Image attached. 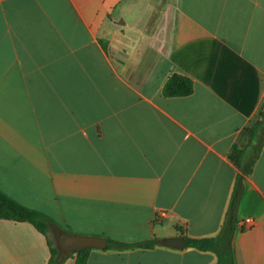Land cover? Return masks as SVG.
<instances>
[{"label":"crops","instance_id":"obj_1","mask_svg":"<svg viewBox=\"0 0 264 264\" xmlns=\"http://www.w3.org/2000/svg\"><path fill=\"white\" fill-rule=\"evenodd\" d=\"M263 109L264 0H0V193L54 224L0 219V264H73L62 234L151 241L86 264H214L161 240L219 233ZM238 186L233 261L264 264V143Z\"/></svg>","mask_w":264,"mask_h":264},{"label":"trees","instance_id":"obj_2","mask_svg":"<svg viewBox=\"0 0 264 264\" xmlns=\"http://www.w3.org/2000/svg\"><path fill=\"white\" fill-rule=\"evenodd\" d=\"M193 91L192 80L182 74L173 73L162 86V94L165 96H184ZM264 109L259 113L256 122L247 129L248 140L244 147L232 145L229 151V159L237 166L240 175L233 188L224 221L219 233L213 237L193 238L185 237V247H193L199 250L213 251L216 255L214 264H234L232 255V236L234 231L236 209L240 198L241 188L238 186L240 178L252 171L253 164L264 143ZM0 219L26 221L32 224L38 231L46 233L54 224L37 211L20 205L0 193ZM151 241L134 243L121 242L106 238V247L125 249L132 247H150ZM92 247H72L74 253L73 264H86L89 251ZM53 254V250H51ZM52 255L48 264H52Z\"/></svg>","mask_w":264,"mask_h":264},{"label":"water","instance_id":"obj_3","mask_svg":"<svg viewBox=\"0 0 264 264\" xmlns=\"http://www.w3.org/2000/svg\"><path fill=\"white\" fill-rule=\"evenodd\" d=\"M60 242L63 248L96 247L103 249L106 247V239L104 237L91 235L62 234ZM161 243L166 246L181 248L184 246V239L183 237H165L161 240Z\"/></svg>","mask_w":264,"mask_h":264},{"label":"rangeland","instance_id":"obj_4","mask_svg":"<svg viewBox=\"0 0 264 264\" xmlns=\"http://www.w3.org/2000/svg\"><path fill=\"white\" fill-rule=\"evenodd\" d=\"M52 242L54 244H56L57 248H58V257L61 258L64 254H70L72 252V248L71 247H67V248H63V247H60V243L57 239H52ZM69 262V259L67 260Z\"/></svg>","mask_w":264,"mask_h":264},{"label":"built area","instance_id":"obj_5","mask_svg":"<svg viewBox=\"0 0 264 264\" xmlns=\"http://www.w3.org/2000/svg\"><path fill=\"white\" fill-rule=\"evenodd\" d=\"M165 214H166V211H164V210L158 211V212L156 213V215H155V218L158 219V218H160V217L165 216ZM243 222H244V223H245V222H247V223H248V222H251V219L248 217V218L244 219Z\"/></svg>","mask_w":264,"mask_h":264}]
</instances>
